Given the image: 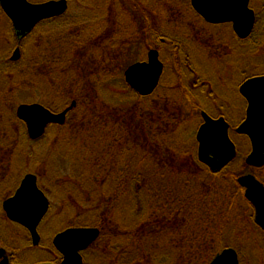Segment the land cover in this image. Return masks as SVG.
<instances>
[{
  "label": "trees",
  "instance_id": "16d2710c",
  "mask_svg": "<svg viewBox=\"0 0 264 264\" xmlns=\"http://www.w3.org/2000/svg\"><path fill=\"white\" fill-rule=\"evenodd\" d=\"M117 1L118 4L115 3ZM253 1L258 2L255 9ZM93 2L96 9L106 8L104 0ZM110 3L109 9H118L122 14L118 16L120 19L117 17L111 23L112 27H107L112 21L107 19L105 12L101 17L107 22L105 28L100 23L92 26L77 21L67 12L42 23L64 24V31L57 34V39L46 38L40 45L38 40L41 42V39H36L34 46L30 47V56L26 58L23 43L34 37L37 26L16 43L22 44L18 61L10 60V54L2 59L0 201L13 195L24 172L34 173L29 170L39 155L35 145L43 142L51 127L56 128L54 140L61 136L62 141L70 140L76 144L66 149V153L59 152L70 160V179H59L57 183L64 186L62 191L68 197L61 202L67 209L73 206L81 219L64 228L95 227L100 230L101 236L87 252L96 257L95 262L161 264L170 260L171 264H210L225 247L234 246L230 234L239 237L247 229L256 231L259 227L238 212L241 202L246 203V199L236 183L238 175L235 171L211 172L194 154L196 138L189 144L182 142L181 127L195 126L189 120H199V113L194 89L189 88L192 86L184 81L181 72L183 42L165 38L159 32L161 29L155 27L158 26L155 10L162 6L148 7L145 0H111ZM169 3H172V10H191L197 19L202 20L192 9L190 0H171ZM251 7L257 16L253 33L245 40L236 38L235 34L232 39L242 45L250 42L254 48L260 49V40L264 38V0H251ZM123 20L128 27L123 26ZM11 31L14 34V30ZM141 36L145 38L143 43L140 42ZM135 43L159 50L164 69L166 62L162 48L171 49L167 56L170 55L177 75L176 93L185 100L188 98L192 107L188 112L180 107L183 100L179 103L173 97L176 93H166L169 99H158L156 106L145 105L144 97L139 98L126 116L118 111L122 110L120 100L113 102L116 106H112L103 101L98 103L94 98L93 85L105 79L117 66L116 58H110L118 56L114 54V47L119 44L129 47ZM98 48L104 52L103 63L93 60L98 56ZM38 76L47 77V80L42 82ZM38 85L41 89L45 85L47 90L44 93L50 103L41 104L52 112H61L72 102L76 107L69 112L68 117L70 115L71 118L64 125H51L41 139L33 141L13 111V100L26 87L37 89ZM88 93L91 94L88 96ZM170 104L175 113L171 111ZM71 150H78L83 156L76 158ZM47 152L46 162L54 153ZM183 160L193 165H185ZM34 174L39 175L40 187L46 192L38 171ZM246 205L249 206L248 203ZM236 249L240 252L238 247ZM51 259L53 257L50 256L46 261Z\"/></svg>",
  "mask_w": 264,
  "mask_h": 264
},
{
  "label": "rangeland",
  "instance_id": "374dc122",
  "mask_svg": "<svg viewBox=\"0 0 264 264\" xmlns=\"http://www.w3.org/2000/svg\"><path fill=\"white\" fill-rule=\"evenodd\" d=\"M28 1L38 4L41 2H46L48 0ZM93 1L94 0H70L68 15L70 16V18H75L77 19V21L89 23L92 26L100 23L103 28H105L107 25L105 19L101 18L102 16H104V12L105 14H108L107 19L109 21H112L108 23L107 27H112L111 23L116 21L118 18L120 19V17L118 16L122 15L121 11H118V9H109L111 0H104L106 2L104 3L106 8L103 6L102 2L98 3L103 6V8H105L104 10L101 8L96 9V7L94 6L95 2ZM145 1L148 2V7L155 6L156 4L162 6L161 8L158 7L155 10L158 16V26L155 27L158 30L161 29V31L159 32H161L162 36H164L165 38L169 37L170 39H175L176 41L183 42V53L181 54L183 63H181V72L183 74V79H185L184 81H186L188 85L192 86L189 88L191 90L193 88L195 92L199 94H197V96L194 95V97L196 96V100L199 99L202 102L203 96L201 94H207L209 90L214 89V100H216L214 101L215 107H212V110H209V108H206V110H209V112H211L214 116H218L222 112V110H224L223 105L225 107H229V110L227 112L229 118L231 119L230 121H232L233 124V128H231V135L229 133V136L232 142H234V144L236 145L237 159L236 161H234L235 163L231 166V169L230 167H228L227 169L229 171H235L234 173L238 175V178L247 175H254L257 179L260 178V180H263L262 182H264V172L262 171L261 174V172L259 171H255L252 168L250 169L246 164L245 161L250 149L249 143L248 141H246V138H244L242 135L237 134L236 126L239 123L237 120H240L241 115H243V109L246 108V101L243 100V97L238 90L240 85L248 78L254 76H264V38L260 40V49L254 48L250 42H246L244 43V45L240 44L238 41L234 43V40L232 39L234 37V33L232 32L231 27L228 25L225 27L219 26L214 28L213 26L207 25L203 19H197L195 14L191 10L182 12L181 10H178V8L172 10V3H169L171 0ZM167 1L169 2L167 3ZM115 3L118 4V1ZM164 5H166V7H164ZM257 5V1L252 2V7L254 9ZM115 8H117V6ZM96 12L98 15L97 18ZM112 16L113 18L111 20ZM171 19L176 20L172 21ZM6 20L7 18L4 15H0V64L4 61L2 59L5 56L10 54L11 58L15 49L17 47H19L20 49L22 46V44H16L18 42L15 39V34H12V25L8 20ZM122 23L124 27H128V23H126L124 20ZM62 25L64 24L59 22L44 23L39 25L36 33L34 34V37H31V39L23 43L26 48V58L30 56V47L31 45L34 46V44L36 43V39H41V42L38 40L39 45L43 44L46 38L52 37L53 39H57V34L64 31ZM141 27L142 26H140L139 29ZM131 28L134 30L133 27ZM144 39L145 38L143 37L140 38V42H142V40ZM48 49L51 50V47H49ZM149 49L150 47L145 48L144 45H141L139 43L132 44V46L129 47H124L123 44H119L117 47H114V54H118V56H113L110 58H116V60H114L117 65L116 68L112 69V73L110 72L111 75H107L108 77L106 76L105 79L103 78L102 81L96 82V85H93L94 89L92 94L94 98L98 100V103H101L103 101L106 104H112V106H116L113 104V102H117L120 100V108L122 110L118 109V111L123 112V114L126 116V114H130V108L133 105H136V103L139 101V98L144 97L145 105L149 106L151 104L152 106H156L159 103L158 99H163V97L166 100L169 99L168 97H166V93L172 94L177 92V75H175L174 73L173 64L171 62L172 59H170L169 57L170 55L167 56L168 52L170 53L171 51V49L168 47L162 48V57L166 62V69H164V71L162 72L163 74L161 80L159 81V85L157 86L156 90L151 93V95L140 96L136 91L126 85L127 83L125 81L124 75L125 71L137 61L146 60V52ZM98 51V56L96 57V59L93 58V60L96 62L102 61L103 63L104 59L102 57V53L104 52L102 49L99 50V48ZM44 56L45 55L43 54V57ZM38 78L42 82L47 80V77L38 76ZM202 84H204V87H201ZM44 88L41 89V87L38 85L37 89L26 87L25 90H21L20 92H18L17 96L13 100L15 103V105H13L14 113L16 114L15 110H17V107L21 104H41L44 102H49L46 93H44L47 89ZM110 91H112L111 94ZM178 92H181L180 89H178ZM90 94L91 93H88V96ZM116 95L121 97L117 98ZM173 97L176 100L180 101L179 103H181L183 100V102L180 104V107H182L183 110L188 112V109L192 108L191 104L188 102L189 100L181 98L180 93L173 94ZM207 104H209L210 106V102H208ZM170 107L171 111L175 113L176 110L172 104H170ZM70 118L71 116L69 115V117L66 119L70 120ZM189 121L190 124H195V126H188L186 127V129L184 127H181V130L179 132L182 137V142L188 144L191 143L192 139L196 138V134L199 129L197 127L199 120H195L193 118ZM173 126L176 127V125ZM55 129L56 128L52 127L49 129V134L44 138V140H42V143H39L38 145L33 144L35 145L36 150H39V155L38 158H35V161L32 162V168H30L29 170L30 172L34 173L38 171L42 178V183L44 186L43 189L46 190V193L48 192L47 194L52 204V208L50 209V212H48L49 214L47 216V219L41 227L42 234L45 239H52L53 234L56 230L63 229L65 225H69L71 223H75V221L81 220L78 218V211L73 209V206L70 205L67 209V207L61 202L64 197H66L67 199L68 197L67 194L62 191V188H64V186L57 184L59 179H70V160H67L68 158L59 154V152L66 153V149L76 144H74L70 140L62 141L63 139H61V136L55 138L54 140L53 134ZM235 129L236 131L234 132L233 130ZM67 136L70 137L71 135L67 134ZM47 150L54 152L48 162L45 161V158L49 153L47 152ZM71 152L76 158L83 156V154L81 152H78V150H71ZM183 161L185 165H193L191 162L188 163L186 160ZM3 202L4 200L0 201V236L1 238L4 236L6 241L11 243L17 240L15 237L17 234H20V230L12 225H9V223H6L4 217L5 214L2 210L1 205L3 204ZM238 212H240V214L244 217H247L246 203L241 202V207ZM50 228H53V230L48 233L47 231H49ZM11 233H13L14 235H12ZM257 234L258 233H252L251 238L247 241V247L245 246V248H248L250 253L247 249H241V244L244 243L245 245V242H242L241 236L236 237L230 234V241L234 245L233 247H238L240 249L242 264H264V255L259 254V249H257V247L259 246L256 247L255 244L259 241L255 238ZM35 255L36 258H34L36 262L39 260H46L49 257V253L47 251H42L40 253L37 252V254ZM86 260V264H101L99 261L95 262L96 257H92V254H86ZM161 264L171 263L169 260V262L166 263L165 261H162Z\"/></svg>",
  "mask_w": 264,
  "mask_h": 264
},
{
  "label": "water",
  "instance_id": "95a60500",
  "mask_svg": "<svg viewBox=\"0 0 264 264\" xmlns=\"http://www.w3.org/2000/svg\"><path fill=\"white\" fill-rule=\"evenodd\" d=\"M195 12L210 25L231 24L235 36L245 40L251 36L256 25V12L251 8V0H190ZM0 7L11 21L16 39L20 42L40 23L66 14L68 0H49L43 3H31L28 0H0ZM21 58L17 47L10 60ZM164 71L158 50L148 52L147 61L134 63L125 71V81L140 96L153 93ZM241 95L249 106L245 121L237 128L239 135L250 138L252 151L246 164L253 168L264 167V76L249 78L240 87ZM76 107L71 106L62 112H52L45 106L21 104L16 116L26 127L29 139L38 140L50 125H64L67 115ZM204 124L197 132L198 160L213 173L222 170L237 157L236 145L229 136V124L224 118L212 119L203 113ZM34 174H27L13 197L2 204L7 218L26 228L32 236L34 246L40 243L38 227L50 208V202L37 184ZM245 190V198L256 210L255 223L264 230V186L255 176L247 175L237 182ZM100 236L97 228H70L59 233L53 241L56 250L61 253V264H84L82 251L87 250ZM0 248V257L5 255ZM233 248H225L210 264H240L239 255ZM1 264H8L6 258ZM50 264V263H45Z\"/></svg>",
  "mask_w": 264,
  "mask_h": 264
},
{
  "label": "flooded vegetation",
  "instance_id": "af4514ba",
  "mask_svg": "<svg viewBox=\"0 0 264 264\" xmlns=\"http://www.w3.org/2000/svg\"><path fill=\"white\" fill-rule=\"evenodd\" d=\"M0 15L1 16H5L6 18H7V16L4 14V12L2 11V9L0 8ZM7 20L9 21V23H11L10 22V20L7 18ZM6 20V21H7ZM42 24V23H41ZM41 24H39V25H41ZM11 25H12V23H11ZM230 26L231 28H232V25H230V24H225V25H211V26H213L214 28L215 27H219V26ZM39 27V26H38ZM12 29L11 30H13V26L11 27ZM160 42H162V43H164L163 42V40H161ZM151 50H154L153 48H150L146 53H147V56H148V52H150ZM144 61H147V58H146V60H142L141 62H143L144 63ZM254 77H258V76H254ZM254 77H251V78H254ZM249 79V78H248ZM247 79V80H248ZM246 81V80H245ZM244 81V82H245ZM243 82V83H244ZM242 83V84H243ZM241 84V85H242ZM240 85V86H241ZM201 87H204V84H202V86ZM239 89H240V87H239ZM214 89H211V90H209L208 91V93L207 94H201L203 97V101L201 102L199 99H197V100H195V106H196V110L198 111V112H200L199 114L200 115H198L199 116V123H198V125H197V127L198 128H200L203 124H204V119H203V113H206V114H208L212 119H220V118H224L225 119V121L229 124V133H230V135H231V128H233V124H232V121H230L231 119L229 118V115H228V110H229V107L228 106H224L223 105V107H224V110H222V112L218 115V116H214L211 112H209V110H212V107H215V103H214V101H216V100H214V91H213ZM193 92H195V90L193 91ZM196 93V92H195ZM193 93V96L194 95H196L197 96V94L198 93ZM199 95V94H198ZM187 96V95H186ZM208 97H211V98H208ZM187 100H188V98H186ZM243 100L244 101H246V108L245 109H243V111H242V114L243 115H241V117H240V120H237L239 123L236 125L237 126V128L245 121V119H246V116H247V109H248V106H249V104H248V102H247V100H245V98H243ZM208 102H210V106H209V104H207ZM205 107V108H204ZM206 108H209V110H206ZM200 119H201V122H200ZM234 132L236 131V129L235 130H233ZM244 138H246V141H248V143H249V153H251V141H250V138L248 137V136H245V135H242ZM197 143V142H196ZM197 151H198V143H197ZM236 161V160H235ZM233 163H234V161H233ZM233 163H231V164H229L225 169H227L228 167H230ZM224 169V170H225ZM251 169V168H250ZM253 170H255V171H259V172H261V174H262V171L264 172V167H262V168H253ZM26 174V173H25ZM32 174H34V173H32ZM27 175V174H26ZM36 177H37V184H38V186L40 187V184H39V175H37V174H34ZM25 176V175H24ZM24 178V177H23ZM23 178L20 180V184H21V181L23 180ZM240 178V177H239ZM238 178V179H239ZM238 179H237V182H238ZM258 180H259V182H261V184L264 186V182H262L263 180H260V178H258ZM20 184H19V186H20ZM19 186L17 187V189L19 188ZM241 188V187H240ZM17 189L15 190V192L14 193H12L13 195L12 196H10V197H8L7 199H9V198H11V197H13L14 196V194L16 193V191H17ZM40 189H41V187H40ZM42 190V189H41ZM45 192V191H44ZM242 192H245L244 191V189H242ZM46 193V192H45ZM244 194V193H243ZM46 195L48 196V194L46 193ZM48 198H49V196H48ZM7 199H5V200H7ZM4 200V201H5ZM49 200H50V198H49ZM50 202V209L52 208V204H51V200L49 201ZM246 203H248V201L246 200ZM249 204V206L247 207V219H248V222H251L252 220L254 221V223H255V215H256V210L254 209V207L250 204V203H248ZM50 209H49V212H50ZM3 210V209H2ZM4 212V211H3ZM4 214H5V212H4ZM49 214V213H48ZM48 214L45 216V218L42 220V222L40 223V225H39V227H38V234L40 235V243H39V245L38 246H34V245H32L33 244V241H32V236H31V234H29L30 232L26 229V228H24V227H22L21 225H17V223H14V222H11L10 220H8V218L6 217V214L4 215V217H5V221H6V223H9V225H12V226H14V227H16V228H18L19 230H20V234H17L16 235V239L17 240H15V241H13V242H7L6 241V239H5V237L3 236L2 238H1V236H0V248H2V249H5V255L4 256H2V257H0V264L7 258L8 259V264H45V263H50V264H61L62 263V261H63V257H62V255H61V253L59 254V252L56 250V248L54 247V245L52 244L53 243V241H54V238L59 234V233H61V232H64L65 230H67V229H69L70 230V227L69 228H63V229H58V230H56L55 232H54V234H53V237H52V239H45L44 237H43V234H42V230H41V227H42V225H43V223L46 221V219H47V216H48ZM251 220V221H250ZM259 227V226H258ZM1 228V227H0ZM71 228H74V227H71ZM53 230V228H50V230L49 231H47L48 233L50 232V231H52ZM252 233H254V234H256V233H258L257 234V236L255 237L256 239H258L259 241L258 242H256L255 244H256V247L257 246H259V247H257V249H259L258 251H259V254H263L264 255V230L261 228V227H259V228H257L256 229V231L255 230H253V229H251V228H249V229H247V231L246 232H244L243 233V236H241L242 237V242L244 241L245 242V245H244V243H242L241 245V249L242 250H248V248H245V246H246V244H247V241L251 238V236H252ZM12 235H14L13 233H11ZM1 235V234H0ZM91 247H93V245L92 246H90L87 250H85V251H82L81 252V255H82V257H83V261L84 262H86V254H87V252H89V250L91 249ZM247 247V246H246ZM42 251H47L48 253H49V257L51 256V257H53V259H51V261H46V260H39V261H37L36 262V260H35V258H36V255L35 254H37V252H42ZM248 252H249V250H248ZM240 252H238V254L237 255H239V259H240V264H242V256L239 254ZM250 253V252H249ZM35 257V258H34ZM264 258V257H263ZM83 262V263H84ZM262 262H263V260H262ZM85 264V263H84Z\"/></svg>",
  "mask_w": 264,
  "mask_h": 264
}]
</instances>
